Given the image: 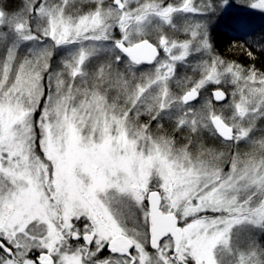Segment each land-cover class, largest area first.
Masks as SVG:
<instances>
[{
    "label": "snow or ice",
    "instance_id": "1",
    "mask_svg": "<svg viewBox=\"0 0 264 264\" xmlns=\"http://www.w3.org/2000/svg\"><path fill=\"white\" fill-rule=\"evenodd\" d=\"M256 16L264 0H0V264H264Z\"/></svg>",
    "mask_w": 264,
    "mask_h": 264
},
{
    "label": "trees",
    "instance_id": "2",
    "mask_svg": "<svg viewBox=\"0 0 264 264\" xmlns=\"http://www.w3.org/2000/svg\"><path fill=\"white\" fill-rule=\"evenodd\" d=\"M234 44L236 46H233ZM243 44H244V41L242 40L232 41L230 39L228 40L223 35H220L219 49L226 58L233 59V60H236L242 63H249L248 57L239 47L240 45H243ZM257 56L259 57L260 54L257 53ZM260 59H264V57H260Z\"/></svg>",
    "mask_w": 264,
    "mask_h": 264
},
{
    "label": "rangeland",
    "instance_id": "3",
    "mask_svg": "<svg viewBox=\"0 0 264 264\" xmlns=\"http://www.w3.org/2000/svg\"><path fill=\"white\" fill-rule=\"evenodd\" d=\"M253 21L255 24L259 25L261 24L262 22H264V19H262L261 17L259 16H256V17H253ZM219 31H222L225 35L226 38H228L227 36L229 37H232L234 39V33L227 27V26H222ZM222 34V33H220ZM223 35V34H222ZM223 35V36H224ZM242 40V39H241Z\"/></svg>",
    "mask_w": 264,
    "mask_h": 264
},
{
    "label": "flooded vegetation",
    "instance_id": "4",
    "mask_svg": "<svg viewBox=\"0 0 264 264\" xmlns=\"http://www.w3.org/2000/svg\"><path fill=\"white\" fill-rule=\"evenodd\" d=\"M219 33H222V34L224 35V33H223L222 31H219ZM222 34H220V35H222ZM224 37H225V35H224ZM227 37H228V38H227L228 40H229V39L232 40V41L235 40V39H233L232 37H229V36H227ZM225 38H226V37H225ZM237 41H240V40H237ZM242 41H244V40H242Z\"/></svg>",
    "mask_w": 264,
    "mask_h": 264
}]
</instances>
